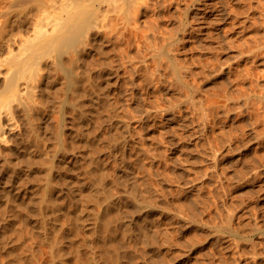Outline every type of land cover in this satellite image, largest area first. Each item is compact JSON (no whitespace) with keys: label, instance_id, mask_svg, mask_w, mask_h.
Segmentation results:
<instances>
[{"label":"rangeland","instance_id":"rangeland-1","mask_svg":"<svg viewBox=\"0 0 264 264\" xmlns=\"http://www.w3.org/2000/svg\"><path fill=\"white\" fill-rule=\"evenodd\" d=\"M25 1L0 0V27L10 8ZM110 1L98 10L104 23L102 35L109 36L104 54L90 43L84 56L97 108L93 113L87 104L82 106L87 126L69 104L63 108L60 139L68 149L65 160L57 159L51 173L57 189L51 193L53 200L62 209L71 198L76 200L70 218L82 219L78 237L88 242L86 250L97 264L105 263V256L99 255L91 225L105 190L119 202L105 219L129 224L131 244H123L119 228L113 239L117 243L102 244L100 249H118L123 264H264V0H133L140 5L137 11L132 0ZM108 59L118 68L110 96L116 105L114 117L106 111L105 79L99 66ZM45 80L40 84L43 88ZM56 86L63 89L62 83ZM62 95V90L53 97L44 93L49 103ZM58 114L46 113L54 123L48 127L40 119L41 137L48 146L51 143L50 154L58 136L54 132ZM21 119L14 129L19 133L13 158H23L25 178L19 194L11 199L21 211L17 216L22 226L16 215L15 220L14 214L3 213L0 260H10L15 250L34 259L33 264H43L50 254L38 225L45 214L54 240V219L50 207L38 199L45 194V160L35 155L33 162L26 159L29 166L26 163L30 147ZM124 140L122 160L121 150L115 156L113 146ZM89 151L100 163L90 165L88 184L80 189L78 171L89 167ZM62 177L74 182V195L70 196ZM135 196L142 200L139 208L133 204ZM5 200L0 198V203ZM65 214L60 219L64 225L70 221ZM10 219L15 221L9 226ZM65 245L69 252L70 245ZM126 250L135 252L130 262Z\"/></svg>","mask_w":264,"mask_h":264},{"label":"bare ground","instance_id":"bare-ground-1","mask_svg":"<svg viewBox=\"0 0 264 264\" xmlns=\"http://www.w3.org/2000/svg\"><path fill=\"white\" fill-rule=\"evenodd\" d=\"M16 1L17 0H15V4H17ZM109 1L108 0H31V2H26V1L24 3L18 2L21 4L19 5V7L16 6L17 9L13 8V10L11 11L12 8H10L9 13L5 11L6 13H8V15L5 18L2 15L4 20H2L3 22L0 27L1 28L0 31V176L3 177H1L2 179L0 180V183L2 185L0 186V193L3 194L0 195V198H7L8 201L5 200V202L0 203V218L3 217V213L4 214L10 213V215L12 216L14 214V219L16 215L18 220L19 217L17 215H19V213L17 212L19 211L21 213V211L18 210V208H16L17 203L11 199V196L12 195L16 196L19 194L18 191H20L21 187H23V183H24L23 180L25 178L24 169L26 167L25 164L22 162L24 161L23 158L20 157L19 159L17 158L18 156L15 157L16 159L13 158L15 156V152H17L15 150L18 144L17 134L19 133L18 132L16 134L14 132V129L15 128L17 129L18 127L19 124V123L17 124V122L19 121L17 120L18 117L19 118L22 117V119L24 120V125H23L24 128L23 127L22 128L24 129L23 130L24 133H26V135L24 134V138L27 137L26 145L28 144V148L30 147L28 149L29 151L28 158L26 156H23L24 158L26 157L25 161L26 159H29L30 162H33L34 159L36 158L35 155H39L37 159L42 158L46 161L45 164V161L43 160L45 179H46L45 183L43 180L44 183L43 190L45 194L42 199L38 197L37 198L41 200L42 205L45 204L47 207H50V213L54 219L52 228H53V232L55 233V236L53 234L55 239L51 240L50 232L49 230H47L48 220L45 214L41 215L42 217L40 219V224L38 225V228L41 231L40 238L42 241L48 244L47 245L48 250L47 249L46 250L50 254V259L48 257L49 255H46V257H48L49 260L44 262V260L41 259L43 260L42 261L43 264H97L93 253L91 255L88 249L86 250V244H88V242L84 238H82L81 240L78 237L80 228L83 226L82 219L79 217L76 218V216L74 220L70 218L71 211L76 210L75 209L76 200H73V198H71V202L69 206H67L68 204L64 203L63 209L62 206L59 205V203H56L57 201L53 200L54 198H52L51 193L57 189L55 188V186L54 187L52 186L51 173L53 168H55L54 166L55 163L57 162V159H59V162L65 160L66 149H68L65 148L66 145L63 143L64 140L62 142V140L60 139L61 127L64 120L63 118L64 106L66 104H69L71 109L76 114H78L79 118L82 119L83 122H85L83 123V126L89 125V122H88V116L86 115V111L83 110L82 106L87 104L89 107H91L93 113L97 108L93 96L94 94L93 85L90 83L91 82L90 71H89L90 69L86 64V60L84 56L87 50L89 49L88 47L90 46V43H92L93 46L97 48V50L99 49L98 51L100 53L104 52L103 51L104 46L107 45L106 41L108 40L107 37L109 38V36L108 34L102 35L103 29H101V27H103L104 23L102 22L103 20H101L102 18H99L101 16L99 15L98 10L100 9V11H103V7L101 6V4L105 3L106 5V2ZM110 2H112V0ZM132 2L134 1L132 0ZM143 2L145 3L146 1ZM129 4H131V2H129ZM135 4L132 6L133 9L135 8V10L137 11L138 10L137 6L139 5V3H137L136 5ZM11 5L14 4L11 3L9 6L11 7ZM99 19L101 21L100 23L102 26L99 24ZM105 33L107 32L104 31V34ZM101 65H102L101 71L103 72L102 75L105 79L103 91L105 93V96L107 97L104 103L106 104L107 113L110 114V117H114L116 112L115 111L116 105L115 103H113V101L110 100V96H112L111 94L112 93L111 86L113 84L112 79L114 76H116L115 74L118 73L115 72L117 71L116 70L117 67H114V64H112V60L109 59L103 60V63L100 64L99 66ZM43 77L46 79L43 82L47 83V86L46 87L44 86V88L43 86L41 87L40 85L42 83ZM101 81H103V79ZM60 83L63 84V89L57 88L56 84H60ZM60 90L63 91V95L59 98V100L55 101L54 98H52V102L49 103L46 101L45 99L46 96H44V93L49 92L51 94L50 97H53ZM54 111L55 112L57 111L61 114H58L59 116L54 120L56 127V129L54 128L55 130L54 132H56L57 133L56 135L58 136L55 137L54 143L56 144H53L55 145L54 146L55 149L51 148L53 149L52 151L53 153L50 154V152L48 153L47 148L50 146L51 143L48 146L45 142L46 140L43 141L44 137L43 136H42L43 138L41 137L40 130L43 126L41 123L43 121H40V119L44 120L45 124L48 123L45 125V127H48L51 124V123L49 124V122L53 123V120L49 116L45 117V115L46 113L47 114L51 112L53 113ZM37 120L39 121L37 122ZM111 124H113V122H111ZM113 125H115V123ZM85 130H87V128ZM122 133H124V131ZM122 138L124 137L122 136ZM11 140L14 141L10 142ZM86 142L88 141L86 140ZM122 142L123 143L120 142L114 143L113 154L117 156L120 154L119 151L121 150L120 152L122 153L121 156L123 160L125 154L124 148L126 147V140ZM26 147L27 146H24L25 148L24 150H26ZM90 152L91 151H89L86 154L89 156V159L86 161L89 167H86L84 170L83 165L80 164L79 166L82 165L80 168H83V171L82 170L78 171L80 168L76 170L78 171L79 176H81V178L79 179L77 178L80 189H84V186L88 184L89 180L87 176L89 175L88 174L89 172L90 173L92 172L91 171L92 168L90 167V165L94 164V166L97 167L99 166L98 163H100V162L97 163L96 160H98V158L92 156ZM27 162L28 160L26 161V163ZM33 164L34 163H32V165ZM32 165L30 164V166ZM76 171H74V173ZM120 175L122 174L120 173ZM76 176L78 175L76 174ZM63 178L64 177H62V179ZM69 179L70 178L65 177V179L63 180L65 181L64 182L65 186L69 189L70 196H72L74 195L73 192H75V189L72 186L74 185V182L72 180L73 183H71ZM75 183H76V179H75ZM101 183L103 184V181ZM92 187L94 188L95 186ZM13 189H16L15 194L12 193ZM95 189H97V186ZM96 193H98V191ZM105 193L106 190L105 192L104 191L102 192V196H103L102 199L103 198L105 199L104 201H100L102 203L99 202L98 205L101 208L99 207V212L96 213L97 215L91 226L96 231V235L94 237L99 247V251H100V252L98 251L99 255L101 257L105 256V258H103L105 263L103 264H123L121 262V259L123 258H119V255H122V253L119 254V252H117L118 249L116 250V248H111V247L106 250L100 249V246H102V244L104 247L107 244L110 245L112 241L114 244L115 241L113 239L117 235L119 228H121L120 230L123 231L121 234L123 235L122 239L125 242V243L123 242V244L129 246L130 243L129 240L131 239L130 238L131 234L129 235L128 233L129 224L121 221H119V223L117 224H113V223H109L108 220L109 218L107 220L105 219L104 216L105 213L110 212L109 209L115 208L117 203V199H116L117 196L115 195L116 197L115 196L113 197L112 194L114 193L112 191L111 192L107 191L109 195ZM89 194L92 195V193ZM130 200H132V198ZM135 200L136 201H133L134 203L133 202L132 203L134 204L135 207L139 208L140 207L139 204L141 203L142 200L137 201V197ZM41 204L40 206L42 207ZM35 210L36 209H34V211ZM65 210L67 211L65 212ZM62 214H65V216L69 217L70 220L69 222H65L66 223L65 225L63 224V222H60ZM11 219L6 221V224H8L9 226L11 224V221L13 222L16 220V219L11 220ZM19 220L21 221L20 222L17 221V222L22 226V219ZM247 227L250 228L248 225ZM251 228L254 227L251 226ZM245 232L247 231L245 230ZM245 232L243 231V233ZM119 237H120V233H119ZM117 241L115 242V244L117 243ZM65 244L70 245L69 252L67 249H66L67 251L65 250L66 248ZM125 245H123L122 247H124ZM131 247H129V249H131ZM132 251L133 250H126L124 254L127 261L129 262L134 257L133 253L135 252ZM13 252L15 253V250ZM18 252L19 254H16L17 253L16 252L15 255L13 253L11 259L10 260L8 259V261L6 262L2 261L1 258L0 264H33V262L35 261L33 259L32 262L31 261L32 259L28 258V256L25 255V252L23 251L22 252L18 251ZM101 254L104 256H102ZM84 255H87L86 260H84L85 258L83 259ZM131 263L134 264L133 262Z\"/></svg>","mask_w":264,"mask_h":264}]
</instances>
